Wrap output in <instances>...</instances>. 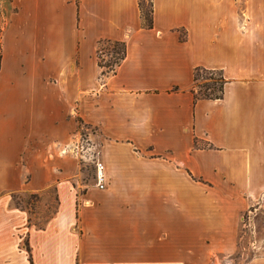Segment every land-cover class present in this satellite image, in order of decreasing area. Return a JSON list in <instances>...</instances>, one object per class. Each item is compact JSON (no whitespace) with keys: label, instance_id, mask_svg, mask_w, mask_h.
<instances>
[{"label":"crops","instance_id":"0c3cea01","mask_svg":"<svg viewBox=\"0 0 264 264\" xmlns=\"http://www.w3.org/2000/svg\"><path fill=\"white\" fill-rule=\"evenodd\" d=\"M0 32V162L14 190L56 183L59 197L28 236L33 264H204L232 251L243 214L264 210V0H153L151 29L139 0H0ZM101 40L127 50L105 78ZM197 68L222 71V99H195ZM77 116L98 132L103 190L76 179ZM5 236L0 264H31L27 249L1 248Z\"/></svg>","mask_w":264,"mask_h":264},{"label":"rangeland","instance_id":"374dc122","mask_svg":"<svg viewBox=\"0 0 264 264\" xmlns=\"http://www.w3.org/2000/svg\"><path fill=\"white\" fill-rule=\"evenodd\" d=\"M142 1L145 7L149 9L150 0ZM1 32L0 55L3 54V35ZM0 83L4 82L0 81ZM79 119L77 116L76 120L78 121ZM78 125L77 139L81 143L79 144L80 150L77 151L82 156H84V153L87 156L80 157L79 155L78 157H74L78 170V177L76 179L87 189L96 187V163L99 161V158L96 157V152L99 150V146L98 143L93 145L90 139L92 135L98 136V132L95 128L83 122ZM30 147L31 149L35 148L32 145ZM90 154L93 156L90 157ZM6 158L8 157H1L0 162V235H6L2 238L1 248L6 251L9 249L17 251L18 249L26 252L29 234L40 231V229H46L49 221L57 214L59 209L57 185L56 183H52L36 192L24 189L14 190L11 187L14 181L10 176V170H8L12 165L7 162ZM30 165V158L27 159V157H23L19 163V167L25 172V177L23 178L25 183L30 181L32 177ZM74 184L78 186L76 182ZM84 191L81 188V194ZM78 203H81L80 200ZM257 208H251L250 211L243 214L244 222L241 226V240L232 251L220 252L212 256L204 264H249L256 257L264 255V210H256ZM23 212L25 219L24 222H21L20 215ZM13 214L17 215L18 219L13 218ZM253 222L257 224L256 230L253 225L251 226ZM13 223H17V226Z\"/></svg>","mask_w":264,"mask_h":264},{"label":"trees","instance_id":"16d2710c","mask_svg":"<svg viewBox=\"0 0 264 264\" xmlns=\"http://www.w3.org/2000/svg\"><path fill=\"white\" fill-rule=\"evenodd\" d=\"M139 6L145 26L149 29L153 27V0L149 1V9L145 7L142 0H139ZM126 44L111 40H101L98 43L97 58L98 66L101 69V77L105 78L115 75L118 68L126 58ZM108 58V59H105ZM226 80L222 71L197 68L194 72V85L192 93L196 100H220L224 97V87ZM175 88L174 91H177ZM79 124H82L80 119ZM27 251L29 261L33 264L28 243Z\"/></svg>","mask_w":264,"mask_h":264},{"label":"built area","instance_id":"2783aa9c","mask_svg":"<svg viewBox=\"0 0 264 264\" xmlns=\"http://www.w3.org/2000/svg\"><path fill=\"white\" fill-rule=\"evenodd\" d=\"M96 187L101 190L107 187L105 166L100 160L96 163Z\"/></svg>","mask_w":264,"mask_h":264}]
</instances>
